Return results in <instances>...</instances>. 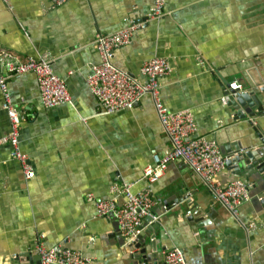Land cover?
I'll return each instance as SVG.
<instances>
[{"label":"crops","instance_id":"0c3cea01","mask_svg":"<svg viewBox=\"0 0 264 264\" xmlns=\"http://www.w3.org/2000/svg\"><path fill=\"white\" fill-rule=\"evenodd\" d=\"M152 6V0H71L60 7L0 0V50L21 61L48 56L71 98L46 108L34 74L9 75L0 64L21 118V151L36 173L26 180L10 148L0 145V264H40L34 250L40 235L47 246L63 244L90 264H164L175 248L185 264H264V0H165L155 19ZM129 23L139 28L115 50L114 65L144 81L142 64L166 57L172 71L160 80L164 106L191 110L194 136L213 141L222 157L259 158L251 161L254 171L235 162L217 176L220 184L235 178L250 184L237 217L182 160L170 163L150 186L158 221H141L137 252L113 214L97 216L96 202L113 199L121 207L124 198L115 191L123 184L139 182L134 192L149 187L144 168L171 144L149 96L132 110L105 115L86 85L99 62L95 36ZM233 81L262 112L248 108L253 115L241 118L222 102ZM8 132L0 91V139Z\"/></svg>","mask_w":264,"mask_h":264},{"label":"built area","instance_id":"2783aa9c","mask_svg":"<svg viewBox=\"0 0 264 264\" xmlns=\"http://www.w3.org/2000/svg\"><path fill=\"white\" fill-rule=\"evenodd\" d=\"M54 7H60L71 0H51ZM151 19L159 18L165 0H152ZM139 28L138 24L129 23L118 32L112 34L98 33L94 46L99 55V62L92 66L86 77V85L105 115H113L136 108L144 96L151 98L156 116L163 132L170 141L171 149L165 154H153L151 164H148L142 174V179L149 187L134 192L139 182L123 184L115 192H119L124 202L117 207L113 199L98 200L96 214L107 217L113 214L118 222L122 236L128 245L137 243L141 233L143 219L148 224H154L158 218L153 214L155 200L150 186L156 183L164 174L167 166L175 160H182L194 174L204 183L215 199L229 213L237 217L240 206L249 200L250 184L245 180L235 178L227 184L217 182L228 161L221 156L218 146L202 137H195L197 124L191 110L169 111L163 104L160 90V80L171 74L172 67L165 57H152L140 68V75L145 79L140 81L127 71L117 68L113 63L115 50L126 46ZM0 64L9 75L34 74L40 91L42 102L46 108H52L65 103H71L65 81L53 71L48 56L38 59L28 58L24 61L14 58L9 52L0 50ZM8 73H6L8 75ZM0 91L2 93V108L9 120V132L0 139V145L10 148V158L19 162L26 180L35 176V169L29 158L21 151L20 133L21 118L7 90V77L0 73ZM235 92L239 97L243 89L236 81L230 82L225 89L222 102L227 103V95ZM40 235L34 250L40 264H90L91 260L81 252L64 247L63 244L47 246ZM138 251L136 248L134 251ZM180 249H173L165 254L164 264H185Z\"/></svg>","mask_w":264,"mask_h":264},{"label":"water","instance_id":"95a60500","mask_svg":"<svg viewBox=\"0 0 264 264\" xmlns=\"http://www.w3.org/2000/svg\"><path fill=\"white\" fill-rule=\"evenodd\" d=\"M226 101H227V106L234 108L238 113L237 116L238 117L242 116L241 118H245L246 116H252L253 115V113L252 114L249 113V111L247 110L248 108L251 109V108H254L256 106L258 111L262 112L261 104L259 103L257 98L252 93H243L239 97H236L235 92H231L230 95L229 94L227 95ZM241 109H243L246 114L241 115L240 114ZM263 152L264 151H261L262 154H263ZM255 157L257 158V160L259 159L256 155L252 154L251 152H246L245 156L242 157V159H240L238 157V158H233L231 160H228L226 163V166L229 168L233 163L240 162L241 164L246 166V167H243L244 172L247 173L250 170L254 171L253 168H254L255 164L251 161H253L255 159ZM254 162L257 164L256 161H254ZM256 169H260V168L256 167ZM235 172L238 175L240 174V172L238 170H235ZM188 220L190 221V219H188ZM198 220L199 219H194V222H197ZM153 225L154 224H152V226ZM129 246L137 248V249L139 248L138 244L129 245ZM37 258L39 260L38 256H37ZM141 262H142V260L140 259V261L138 263L140 264Z\"/></svg>","mask_w":264,"mask_h":264},{"label":"rangeland","instance_id":"374dc122","mask_svg":"<svg viewBox=\"0 0 264 264\" xmlns=\"http://www.w3.org/2000/svg\"><path fill=\"white\" fill-rule=\"evenodd\" d=\"M155 57V56H154ZM157 57H160V56H157ZM166 58V57H165ZM124 112V111H123Z\"/></svg>","mask_w":264,"mask_h":264}]
</instances>
